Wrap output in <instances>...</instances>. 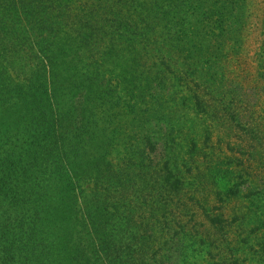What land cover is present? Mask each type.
Segmentation results:
<instances>
[{"label": "trees", "instance_id": "trees-1", "mask_svg": "<svg viewBox=\"0 0 264 264\" xmlns=\"http://www.w3.org/2000/svg\"><path fill=\"white\" fill-rule=\"evenodd\" d=\"M154 1L157 8L144 9L133 0L139 18L135 29L124 22L114 29L157 55L165 51L162 59L172 48L173 23L174 38L185 47L196 43L190 34L201 35L202 21L206 28L208 19L225 21L240 13L239 0H218V6L206 0ZM155 23L162 38L152 33ZM102 53L100 62L80 64L77 78L59 83V72L52 70L50 81L34 89L30 96L37 106L32 112H38L26 115L29 133H0V264H197L196 259L264 264V197L247 194L242 218L214 215L211 203L198 199L189 182L188 174L198 163L195 157L202 153L192 133H81L89 128L84 124L78 133H61L74 122L78 101L86 117L94 115V103L108 106L121 99L111 75L125 60L114 63L110 49ZM102 63L110 70L98 69ZM8 95L6 101L0 97V118L13 122V109H26L28 95ZM141 95L132 91L128 99L136 101ZM59 98L72 103V110H59ZM132 101L130 110L135 112ZM22 125L24 121L13 123L14 128ZM209 134L200 133L207 136L205 142ZM232 175L225 169L211 177L221 204L241 196L240 183L226 184ZM202 216L210 224L207 232L200 231L205 227ZM243 226L247 234L240 232ZM229 230L238 235L230 239ZM225 241L228 248L217 246ZM224 249L227 260L217 261Z\"/></svg>", "mask_w": 264, "mask_h": 264}, {"label": "rangeland", "instance_id": "rangeland-1", "mask_svg": "<svg viewBox=\"0 0 264 264\" xmlns=\"http://www.w3.org/2000/svg\"><path fill=\"white\" fill-rule=\"evenodd\" d=\"M132 1L0 0V97L6 101L12 92L28 95L26 109H13V122L0 118V133H29L26 115L38 112H32L37 104L30 94L44 86L46 79L50 81L52 70L59 72V83L72 80V76L77 78L80 64L92 59L100 62L102 52L110 49L114 63L125 60L111 75L117 79L121 99L108 106L94 103V115L87 113L86 117L82 114L85 106L78 101L74 122L59 132L78 133L77 128L84 124L89 128L81 133H192L202 148L195 157L198 163L188 174L193 193L211 203L214 215H224L226 220L236 215L242 218L249 203L247 194L264 197V0H239L240 13L230 20L214 17L208 19L206 28L202 21L201 35L190 34L191 39L196 37L191 48L178 44L173 23L172 48L166 59L161 58L165 51L157 55L145 44H132L128 36L115 31L120 22L135 29L139 18ZM135 1L144 9L157 8L154 0ZM191 1L195 0L188 3ZM206 1L219 5L218 0ZM156 23L152 33L162 38ZM100 66L101 70L110 68L104 63ZM132 91L136 97L142 94L131 100L136 113L130 110L128 99ZM73 107L59 98V110L68 112ZM147 107L151 109L146 112ZM22 121L26 125L14 128L13 123ZM200 133H210V141L205 142L207 136ZM225 169L233 173L226 184L240 183L241 196L221 204L211 177ZM185 202L194 207L191 200ZM200 218L205 223L200 231L207 232L210 224L204 216ZM240 232L249 230L243 226ZM227 235L234 239L238 232L234 235L229 230ZM217 246L230 245L225 241ZM228 254V249L222 250L217 261H226ZM194 262L212 264L206 259Z\"/></svg>", "mask_w": 264, "mask_h": 264}]
</instances>
